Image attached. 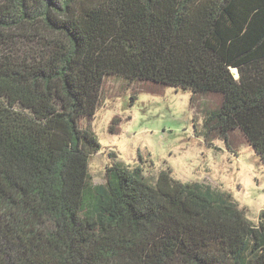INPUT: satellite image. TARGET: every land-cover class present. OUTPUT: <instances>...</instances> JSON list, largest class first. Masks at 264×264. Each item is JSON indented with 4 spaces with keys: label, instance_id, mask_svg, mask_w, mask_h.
<instances>
[{
    "label": "trees",
    "instance_id": "1",
    "mask_svg": "<svg viewBox=\"0 0 264 264\" xmlns=\"http://www.w3.org/2000/svg\"><path fill=\"white\" fill-rule=\"evenodd\" d=\"M111 76L221 96L204 128L264 162V0H0V264H264V210L220 189L93 183Z\"/></svg>",
    "mask_w": 264,
    "mask_h": 264
},
{
    "label": "rangeland",
    "instance_id": "2",
    "mask_svg": "<svg viewBox=\"0 0 264 264\" xmlns=\"http://www.w3.org/2000/svg\"><path fill=\"white\" fill-rule=\"evenodd\" d=\"M220 103L221 96L108 77L96 115L84 121L101 145L90 161L93 183L105 184L107 169L116 164L141 168L150 184L169 170L181 182L230 194L257 224L264 210V162L242 132L227 141L204 128L206 111Z\"/></svg>",
    "mask_w": 264,
    "mask_h": 264
},
{
    "label": "water",
    "instance_id": "3",
    "mask_svg": "<svg viewBox=\"0 0 264 264\" xmlns=\"http://www.w3.org/2000/svg\"><path fill=\"white\" fill-rule=\"evenodd\" d=\"M235 74H236V75H238V73H237V72H235Z\"/></svg>",
    "mask_w": 264,
    "mask_h": 264
}]
</instances>
